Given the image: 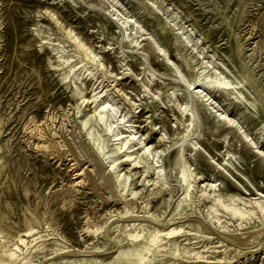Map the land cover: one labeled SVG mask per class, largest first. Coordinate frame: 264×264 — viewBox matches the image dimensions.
Returning a JSON list of instances; mask_svg holds the SVG:
<instances>
[{
    "label": "rangeland",
    "instance_id": "rangeland-1",
    "mask_svg": "<svg viewBox=\"0 0 264 264\" xmlns=\"http://www.w3.org/2000/svg\"><path fill=\"white\" fill-rule=\"evenodd\" d=\"M20 263L264 264V0H0Z\"/></svg>",
    "mask_w": 264,
    "mask_h": 264
},
{
    "label": "bare ground",
    "instance_id": "bare-ground-1",
    "mask_svg": "<svg viewBox=\"0 0 264 264\" xmlns=\"http://www.w3.org/2000/svg\"><path fill=\"white\" fill-rule=\"evenodd\" d=\"M122 94V93H121ZM32 129V128H31ZM35 129V128H34ZM32 131H33V129H32ZM38 132V131H37ZM41 134V133H40ZM38 136H40L39 134H37ZM42 136V135H41ZM160 137H161V135H160ZM44 138V137H43ZM160 139V138H159ZM160 141V140H159ZM159 141H157V144H159L158 142ZM38 145V144H37ZM42 146H44V144L42 145ZM45 147V146H44ZM51 148V147H50ZM60 148V147H59ZM57 152V151H56ZM157 152V151H156ZM54 155H55V153H53ZM53 155V156H54ZM56 155H57V153H56ZM55 155V156H56ZM58 156V155H57ZM77 160H79V159H77ZM83 167V166H82ZM86 168V167H85ZM87 169V168H86ZM89 170V169H88ZM93 170V169H92ZM75 175H77V174H75ZM180 175H181V173H180ZM85 177V176H84ZM188 178L190 179V176H188ZM79 179H80V177H79ZM88 179H91V178H88ZM183 179V178H182ZM81 180V179H80ZM85 180V179H84ZM189 181V180H188ZM87 182V181H86ZM89 182V181H88ZM87 182V183H88ZM93 182V181H92ZM184 182V181H183ZM75 183V182H74ZM77 183V182H76ZM82 183V182H81ZM86 183V184H87ZM81 185V184H80ZM95 185V184H94ZM188 185H189V183H188ZM202 186H203V184H202ZM78 187V186H77ZM207 187H211V183H208V182H206V183H204V187H203V189H202V191H201V196H203V197H209V193H207V191L209 190V188H207ZM186 189H187V187H186ZM185 189V190H186ZM189 189V188H188ZM112 197H114V196H112ZM118 199V198H117ZM123 199V198H122ZM208 199V198H207ZM109 200V199H108ZM115 200V199H114ZM119 200V199H118ZM124 204V203H123ZM126 206V205H125ZM128 206V205H127ZM90 207V206H89ZM131 207V206H130ZM93 209V208H92ZM137 209V208H136ZM226 209L227 210H229L233 215H236V214H238L239 215V213H238V211H234V209H233V207H232V205H228V207H226ZM140 216V215H139ZM142 216V215H141ZM240 216V215H239ZM104 217V216H103ZM118 217V216H117ZM144 218H145V215H144ZM103 219V218H102ZM120 219V218H119ZM122 219V218H121ZM147 219H149V218H147ZM146 220V219H145ZM174 220V219H173ZM175 220H177V219H175ZM111 221V220H110ZM168 222H170V221H168ZM165 224V223H164ZM163 224V225H164ZM162 225V226H163ZM106 226V225H105ZM164 227H165V225H164ZM27 232H28V230H27ZM19 240V239H18ZM23 242V241H22ZM14 247H15V245H14ZM16 248V247H15ZM6 256V255H5ZM8 259V258H7ZM17 263V262H16ZM21 264V263H20Z\"/></svg>",
    "mask_w": 264,
    "mask_h": 264
}]
</instances>
